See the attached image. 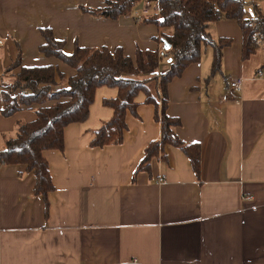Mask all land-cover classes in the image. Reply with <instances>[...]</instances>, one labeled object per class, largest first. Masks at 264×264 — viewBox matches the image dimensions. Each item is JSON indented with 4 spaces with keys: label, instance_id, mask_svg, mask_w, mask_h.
I'll return each mask as SVG.
<instances>
[{
    "label": "crops",
    "instance_id": "crops-1",
    "mask_svg": "<svg viewBox=\"0 0 264 264\" xmlns=\"http://www.w3.org/2000/svg\"><path fill=\"white\" fill-rule=\"evenodd\" d=\"M113 1L0 0V83H12L4 71L18 50L26 68L76 74L39 54L41 28L53 29L69 54L77 45L122 48L133 60L138 49L159 52L160 35L174 29L136 16L156 14L155 3L144 0L116 20L82 11ZM244 1L246 18L255 17L256 7L264 14V0ZM211 35L233 40L221 73L212 77L214 51L207 50L168 89V114L181 121L177 136L201 148L200 174L172 146L149 171H137L147 146L161 138L155 107L143 93L137 115L127 116L123 143L92 147L95 133L114 116L104 101L119 93L103 86L87 121L65 128L64 149L44 152L55 188L46 200L35 195L36 176L26 166L0 164V264H264V75L257 78L264 74V48L243 61L234 20L213 24ZM159 67L160 76L171 69L170 60L160 59ZM236 78L245 80L242 92L230 90ZM36 119L31 109L0 114V149L19 125Z\"/></svg>",
    "mask_w": 264,
    "mask_h": 264
},
{
    "label": "trees",
    "instance_id": "trees-1",
    "mask_svg": "<svg viewBox=\"0 0 264 264\" xmlns=\"http://www.w3.org/2000/svg\"><path fill=\"white\" fill-rule=\"evenodd\" d=\"M144 0H117L108 2L99 9L84 8L95 16L111 20L129 16ZM162 9L160 15L146 17L143 22L161 28H173V34H161L159 41L167 42L166 51L171 69L157 74L160 53L136 51V59L127 56L122 48L92 49L76 46L71 54L66 52L65 41L54 36L51 28H41L45 41L39 54L60 60L76 74L67 78L53 66L24 67L22 53L4 71L12 79L10 85L0 83V114L13 117L24 110H34L37 119L18 126L17 135L7 140L0 149V164L24 165L36 176L35 195L48 198L55 188L50 174L49 162L44 157L48 150H63L65 128L73 123H84L89 118L95 94L103 86L118 88V96L105 100L104 105L113 110V118L105 122L95 133L91 142L94 148H103L123 143L128 130L126 119L129 113L137 115V97L143 93L149 105H154L156 122L161 126V138L151 142L137 171H149L155 158H166L165 148H180L190 160L192 169L200 174L201 148L199 144L188 145L176 134L181 121L168 114V89L175 78L181 77L189 65L203 57V47L210 46L213 52L212 77L221 73L224 49L231 47L233 40L211 35V26L218 21H237L243 35L242 59L248 61L264 48V14L256 7L255 17L246 18L244 0H146ZM60 81V83L58 82ZM155 84V85H154ZM65 85V86H64ZM154 85V87H152ZM48 104H51L48 106ZM137 173V172H136ZM49 206V203H48Z\"/></svg>",
    "mask_w": 264,
    "mask_h": 264
},
{
    "label": "built area",
    "instance_id": "built-area-1",
    "mask_svg": "<svg viewBox=\"0 0 264 264\" xmlns=\"http://www.w3.org/2000/svg\"><path fill=\"white\" fill-rule=\"evenodd\" d=\"M161 11H162V9H161L160 6L158 5V11H157V13L154 14V15H155V16L160 15ZM154 15L152 14V16H154ZM136 16H137V18H138L137 20L140 22V19L143 18V16H144V17H147V16H151V14H150V12H149L148 10H145V11H143V12H141V13H136ZM0 44H2L1 41H0ZM159 53H160V58H161V59H165V58H168V57H169V56H168V53L166 52V50L164 49V47H162V48L160 49ZM263 75H264L263 73H258L257 78H258V79L263 78ZM244 84H245V80H243L242 78H236V79H234V81H232V82L230 83V90H232V91L235 90V91H237V92H242L243 89H244ZM163 181H164V177H163V178H160V179L158 180L159 183H163ZM129 264H140V263H139L138 260H135V261H133V262H131V263H129Z\"/></svg>",
    "mask_w": 264,
    "mask_h": 264
},
{
    "label": "rangeland",
    "instance_id": "rangeland-1",
    "mask_svg": "<svg viewBox=\"0 0 264 264\" xmlns=\"http://www.w3.org/2000/svg\"><path fill=\"white\" fill-rule=\"evenodd\" d=\"M217 41H218V40H217ZM207 50H208V51H212V49H211L210 46H204V47H203V51H204L203 56H205ZM164 60H165V61H169V57H168V58H165ZM263 70H264V68H263ZM1 84H3V83H1ZM154 85H155V84H154ZM154 85H153L152 87H154Z\"/></svg>",
    "mask_w": 264,
    "mask_h": 264
},
{
    "label": "water",
    "instance_id": "water-1",
    "mask_svg": "<svg viewBox=\"0 0 264 264\" xmlns=\"http://www.w3.org/2000/svg\"><path fill=\"white\" fill-rule=\"evenodd\" d=\"M164 49H165L166 51H168V50L170 49V46L168 45L167 42H164Z\"/></svg>",
    "mask_w": 264,
    "mask_h": 264
}]
</instances>
